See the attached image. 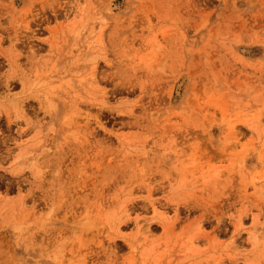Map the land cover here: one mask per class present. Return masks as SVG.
Listing matches in <instances>:
<instances>
[{"label": "rangeland", "instance_id": "obj_1", "mask_svg": "<svg viewBox=\"0 0 264 264\" xmlns=\"http://www.w3.org/2000/svg\"><path fill=\"white\" fill-rule=\"evenodd\" d=\"M0 264H264V0H0Z\"/></svg>", "mask_w": 264, "mask_h": 264}]
</instances>
